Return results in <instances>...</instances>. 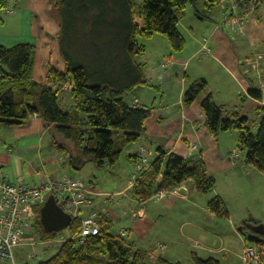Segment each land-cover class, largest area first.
I'll return each instance as SVG.
<instances>
[{
	"label": "crops",
	"instance_id": "0c3cea01",
	"mask_svg": "<svg viewBox=\"0 0 264 264\" xmlns=\"http://www.w3.org/2000/svg\"><path fill=\"white\" fill-rule=\"evenodd\" d=\"M4 2L13 13L6 14L5 7L0 9V46L32 45V78L38 84L47 85L49 67L58 72L65 70L59 52V23L49 14L55 0ZM224 5L230 6L228 1ZM186 8L178 24L185 39L182 52H172L162 40L153 42L155 35L140 40L145 50L135 58V63L142 68L144 83L123 97L130 103L138 99V107L148 109L150 116L144 122L139 142L125 146L120 155L118 162L121 159L131 169L127 181L113 195L100 193L94 181L84 176L97 195L89 205L81 208L79 218L90 213L96 217L105 215L116 231H125L133 238L135 248L142 249L136 241L147 245L146 252L157 244L164 245L161 255L164 260L170 245L176 249V254H187L191 260L192 256L212 258L220 264L237 258L243 264L241 255L247 241L238 228L245 224V231L249 233L250 226H264V175L244 164V154L236 148V132H223L216 138L208 135L200 99L210 94L225 113L238 112L247 117L255 129L264 114V1L255 13L252 10L240 16L237 10L238 16L243 17L239 28L226 25L219 2L209 12L200 0L196 6L199 17L195 16L192 5ZM232 16L228 11L227 17ZM203 44L209 53L198 55ZM160 63L167 65L162 68ZM199 79L206 82L204 92L190 106H184L182 97L187 82ZM255 87L261 92L259 100L248 95V90ZM51 88L56 91L61 110L73 112L70 85L55 84ZM52 129L53 125L47 126L38 116L30 117L22 126L1 127L0 174L10 181L21 179L29 185L38 184L39 173L50 176L82 174L85 163L76 161L81 156V147L60 136L48 139ZM140 144L145 145L150 162L158 157L159 150L165 152L164 158L169 154L187 158L189 147L195 144L197 150L193 154L201 155L207 174L215 181L213 192L200 194L188 180L170 191L154 194L145 202L136 201L130 189L137 161L130 156L135 155ZM115 165L106 167L114 168ZM214 196L224 202L228 218L219 219L208 212L207 203ZM113 197L117 198L113 200ZM64 232L63 237L68 238ZM156 235L166 242L153 241ZM35 239H38V231L34 227L32 233L24 236L23 245L34 246ZM262 241L264 243V235ZM61 245L54 247L55 253ZM32 255L31 258L35 256Z\"/></svg>",
	"mask_w": 264,
	"mask_h": 264
},
{
	"label": "trees",
	"instance_id": "16d2710c",
	"mask_svg": "<svg viewBox=\"0 0 264 264\" xmlns=\"http://www.w3.org/2000/svg\"><path fill=\"white\" fill-rule=\"evenodd\" d=\"M200 0H142L139 6L131 0H55L50 16L58 21L59 52L65 64L64 72L49 67L47 85L32 78L34 47L17 44L0 46V128L24 125L32 116L40 117L66 140L80 148L78 163L92 154L96 169L114 166L128 144H136L142 137L144 122L150 111L131 106L124 94L144 83L141 66L135 58L145 46L140 40L161 35L174 53L182 52L185 39L178 29L188 4L195 10ZM240 16L252 8L257 12L264 0H234ZM219 0H203L210 12ZM5 7L0 0V9ZM68 84L71 87L73 112H63L52 85ZM206 87L205 80L187 82L182 101L190 106L198 100ZM248 95L261 98L255 87ZM204 126L209 136L218 137L228 131L236 132V148L244 154L243 162L264 175V114L255 129L250 120L238 112L225 113L210 94L200 99ZM158 157L141 173L130 189L131 196L139 202L149 200L161 191H170L190 180L195 190L203 195L213 192L215 181L206 172L200 154L181 158L159 150ZM138 161L136 155H131ZM209 213L219 219L228 218L227 208L218 196L207 203ZM98 234L88 237L83 244L67 239L55 255L37 264H148L146 251L134 247L128 234L112 232L113 224L105 215L96 217ZM34 227L40 230L41 239L55 238L57 233L43 231L39 218ZM246 232L245 224L241 226ZM80 230V221L72 218L65 229L69 237ZM248 233V232H246ZM249 243V242H247ZM261 248V240L255 243ZM193 264H218L212 258L192 256ZM157 264L171 263L163 258Z\"/></svg>",
	"mask_w": 264,
	"mask_h": 264
},
{
	"label": "built area",
	"instance_id": "2783aa9c",
	"mask_svg": "<svg viewBox=\"0 0 264 264\" xmlns=\"http://www.w3.org/2000/svg\"><path fill=\"white\" fill-rule=\"evenodd\" d=\"M228 1L230 6L226 8L224 2ZM219 6L223 10V17L226 25L238 28L243 23V17L238 16L237 6L234 0H220ZM228 11L233 16L227 17ZM252 8L245 11L250 13ZM4 12L11 15L13 10L11 7H5ZM244 14V15H245ZM206 45H202L198 55L209 53ZM167 64L160 63V67L164 68ZM131 106L138 105V99L131 101ZM197 150L195 144L189 147L188 155H192ZM147 149L144 144H140L135 151L138 161L135 164L132 179L145 172L150 161L146 156ZM237 154L238 151H235ZM39 182L36 185H29L21 179L10 181L0 174V259L10 261L12 264L13 250L22 246L24 236L32 233L34 222L39 218V210L44 205L49 195H53L57 205L72 218L80 221V230L75 237H55L40 242L45 247H55L63 244L67 239H74L78 244H83L88 237L98 234V224L96 215H90L79 218L82 207L91 203L92 198L97 195L94 189L86 182L82 174L66 175V176H50L45 173H39ZM58 234V233H57ZM118 235L125 236L126 232L120 230ZM33 245L34 243H29ZM165 246L157 244L156 247L146 253V260L154 262L160 258ZM243 264H264V245L258 249L255 243H246L241 255Z\"/></svg>",
	"mask_w": 264,
	"mask_h": 264
},
{
	"label": "rangeland",
	"instance_id": "374dc122",
	"mask_svg": "<svg viewBox=\"0 0 264 264\" xmlns=\"http://www.w3.org/2000/svg\"><path fill=\"white\" fill-rule=\"evenodd\" d=\"M133 2L135 6L137 7L141 4L142 0H133ZM189 8H190L189 6L186 8V12L188 13V15L190 12ZM153 40H155L153 42H159L156 40H162V42L166 44L165 46H167L166 39L161 35H155L153 37ZM57 136H60L61 138H63L55 129H52L51 134H49L47 138L51 140L52 138H57ZM81 143H84V141ZM83 146L84 145H82L81 147ZM83 158L85 160V164H84V167L82 168V175L85 177H90L95 183L96 190L99 191L100 193H107L109 195H113V192L117 191L118 188L121 187V185L124 184L128 179V173L131 167L129 164H124V162L121 159L115 165L114 168H108L105 166L102 169H96L93 166V163L91 161L92 154H86ZM86 160L88 161L86 162ZM116 198L117 197H113V200ZM125 199H126V204H128L129 196ZM164 219L165 218H162V220ZM116 230H117L116 228L114 227L112 228V232L118 234L120 230L119 231H116ZM64 231L65 230L57 234L58 238L61 236H65ZM41 240H42L41 232L38 229V239L34 240L35 242L34 246L23 245L21 247H18V249L15 248L13 250L15 264H37L39 261H44L47 258L51 257V255L55 253L56 248L44 247L42 244H40ZM130 240L133 241V238L130 237ZM158 240L165 241L164 239H162V237H160V235H156L153 241H158ZM135 243H138L137 244L138 247L142 248L143 250L147 248V245L145 244H140L137 241ZM166 249H167V252L165 253L164 258L168 260L169 262L176 263V261H179L180 264H193V261L191 260L189 255L185 254V256H179L178 254H176V249L170 245L167 246ZM31 254L35 256L31 258L30 257ZM158 259L159 258H157L154 262H150V261H147V262L148 264H157ZM233 262H235L236 264H241L240 260H238L237 258H234ZM233 262L228 261L227 263V262L222 261L220 262V264H232ZM0 264H12V263L10 261L0 259Z\"/></svg>",
	"mask_w": 264,
	"mask_h": 264
},
{
	"label": "water",
	"instance_id": "95a60500",
	"mask_svg": "<svg viewBox=\"0 0 264 264\" xmlns=\"http://www.w3.org/2000/svg\"><path fill=\"white\" fill-rule=\"evenodd\" d=\"M72 217L65 213L56 203L54 196L49 195L44 205L39 210V223L45 232L59 233L68 228ZM238 231L249 243H258L264 235V226H250V232H243L242 227Z\"/></svg>",
	"mask_w": 264,
	"mask_h": 264
}]
</instances>
